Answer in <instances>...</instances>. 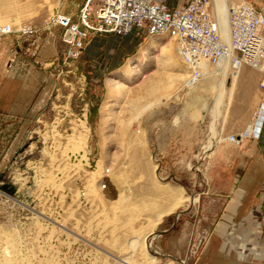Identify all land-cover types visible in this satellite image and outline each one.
<instances>
[{"label": "rangeland", "instance_id": "obj_1", "mask_svg": "<svg viewBox=\"0 0 264 264\" xmlns=\"http://www.w3.org/2000/svg\"><path fill=\"white\" fill-rule=\"evenodd\" d=\"M59 3L0 0V13L8 17L0 22L41 25V14H53ZM58 33L44 39L37 60L28 58L0 77V264H119L112 256H132L119 251V244L132 240V229L146 228L174 201L170 193L181 188L199 202H187L156 226L147 248L157 264H264L253 256L238 261L235 254H224L226 236L232 228L242 230L247 218L236 215L228 233L220 230L227 196L239 189L237 168L222 157L199 160L218 133L226 139L232 131V100L227 111L221 105L226 121L221 116L214 125L216 91L196 95L181 82L166 96L172 71L164 47L171 42L179 57L169 37L93 34L82 56L70 62ZM233 81L230 76L228 90ZM227 101L226 94L222 103ZM85 103L87 145L72 150V135L61 151L53 149L47 128L62 109L78 113ZM79 151L91 152L99 167L112 169L107 190L99 189V176L87 174L93 170L78 161L70 165L75 162L68 152ZM156 234H162L155 242L162 255L153 248ZM256 245L264 251V242Z\"/></svg>", "mask_w": 264, "mask_h": 264}, {"label": "built area", "instance_id": "obj_2", "mask_svg": "<svg viewBox=\"0 0 264 264\" xmlns=\"http://www.w3.org/2000/svg\"><path fill=\"white\" fill-rule=\"evenodd\" d=\"M81 1L83 4L77 21L56 11L42 25H0V40L14 36L25 53L37 60L43 45V33L54 35V30L61 28V40L67 48L66 60L75 62L82 56L93 34L120 39L134 32L141 37H169L175 41L179 55L190 72L188 85L198 84L204 78L205 69L231 60L239 70L249 67L257 71L261 76L259 87L264 90V13L251 0L228 1L229 40L224 38L225 13L217 7L215 0H189L182 8L175 9L167 4V0ZM70 105L67 103L69 110ZM68 109L59 111L58 117L47 128L51 134V147L57 151H61L60 146L65 147L72 135L85 133L86 130H89V136L91 134L89 104L85 103L78 113H68ZM263 125L264 103L254 113L247 128L239 134L229 135L226 141L241 146L247 139L259 140ZM68 154L69 161L74 158L75 162L70 165L76 167L78 161L88 171L93 170L99 176V189H108V180L113 174L110 167H99L91 152ZM93 171L87 174H93Z\"/></svg>", "mask_w": 264, "mask_h": 264}, {"label": "crops", "instance_id": "obj_3", "mask_svg": "<svg viewBox=\"0 0 264 264\" xmlns=\"http://www.w3.org/2000/svg\"><path fill=\"white\" fill-rule=\"evenodd\" d=\"M188 1L189 0H167V4L171 8L175 9L182 8L188 3ZM251 2L258 10L264 13V0H251ZM82 4L83 2L81 0H60L58 7L54 9L53 13L60 11L65 15L72 16L74 20L77 21L78 12ZM49 17V10L42 13L40 22H43L40 24L42 25ZM7 18V16H3V14L0 13V19L6 20ZM33 24L37 25L38 23L33 22ZM58 32L62 33V29L56 28L54 30V33ZM137 35L138 32H134L129 36L134 37ZM101 37H103V35H101ZM48 38V33H43V44L45 42L44 39L47 40ZM6 39L11 41V43L8 44V41L0 43V77L4 78L9 76V73L17 64L20 62L24 64L28 62V58H30L25 53L22 45L15 41L16 39L14 36H8ZM100 41H103V39H100ZM230 76H232L235 80L233 81L231 89L228 90V88H226L224 97L227 94L228 101L225 104L222 103L221 105H223L224 110L227 111L232 100L228 117V120L233 122L232 131L228 133L229 135H232L241 133V131L246 129L250 124L254 113L260 108L262 103H264V90L259 87L261 79L260 74L249 67H243L241 71L237 72V75ZM191 89L193 90L194 88ZM221 111L222 106H220V112ZM220 112L216 122H218L221 116L223 118L222 120L225 122L227 112H225V114ZM175 124H178L177 119ZM223 141H226V139L219 136L218 133L217 136L209 142V145L204 147L203 152L207 153L206 158H209L210 160L222 157L227 159V161H231L234 167L236 166L237 168V181L239 189L237 192L233 193V197L227 196V203L224 205V213L226 212V217L219 225L220 230L224 233H228L230 228L233 227L232 225L234 224L236 215L240 214L247 216L242 223V230L246 232V236L243 237L244 241L241 236V228H232L233 232L238 231L239 234L238 236H235L232 232L229 236H226L222 245L223 252L226 256H232V254H235L238 261H246L251 256H253L256 260H263V247L257 246L256 243L258 242L262 245L264 242V233H262V227L264 226L262 223V215L264 214V125L259 140L247 139L241 147L226 142V144L219 145L215 148L216 144ZM214 143L215 145H213ZM210 151H212L211 154H209ZM230 158H232V160H229ZM227 174L228 173L226 171L224 175ZM220 175H223V173H220ZM229 185L231 184L228 182L227 186ZM226 190H229V188ZM257 239L260 242L257 241ZM237 241L244 243V245Z\"/></svg>", "mask_w": 264, "mask_h": 264}, {"label": "bare ground", "instance_id": "obj_4", "mask_svg": "<svg viewBox=\"0 0 264 264\" xmlns=\"http://www.w3.org/2000/svg\"><path fill=\"white\" fill-rule=\"evenodd\" d=\"M214 2L217 5V7L225 13L224 38L225 40H229L230 25H229V14L228 13H229L230 7L228 6L227 0H215ZM0 25L3 26V22H0ZM164 50H165L164 53L167 55V60L164 61L166 63L165 65L168 66L172 71L168 74L169 84L168 86H166L167 88L164 94L170 98L171 94L173 93L172 90H175V89L179 90V88L181 87L180 86L181 82L186 83L185 88L196 89V91H198L196 95H199L201 92L209 93L213 90L216 91V96H215L216 97V110L214 113V125H216L215 123L217 121L218 114L220 112V106L222 104V100L226 92V85L228 82L227 80L230 75L235 76L237 75V72L241 70L237 69L238 67L232 64V61L230 60L221 66L210 67L207 70L205 69V75H204V78L199 82L200 84L198 83L199 85L196 84V85L190 86L187 84V80L190 77V72L187 69V67L184 65V63L182 64L180 62L179 59L182 60V58L179 55L178 49H177V54L179 55L180 58L173 53L171 42L168 43V46H166V48L164 47ZM233 72H235L236 74ZM220 113H222V111ZM199 114H201V112H199ZM203 117H205V115H203ZM88 133L89 131L86 130L85 133L81 132L80 134L78 133L76 135H73V137L70 140V143L72 144L71 146L73 147L72 150L77 151L78 149H81L83 148V146L87 145ZM213 145H215V143ZM206 156H207V153L202 152L201 155L199 156V160L203 161L206 158ZM93 176L96 179L97 173L94 172ZM173 196H174V201L167 208H164V210L158 212L156 218L154 220H151L146 228L138 230V231H136L135 229H132L131 230L133 234L132 240H129L126 244H119V246H122V248L119 251L125 253L126 255L132 253V256L131 257L126 256L124 257V259H118L112 256V258L115 259L117 263L119 264H157L156 255L152 253L151 249L147 248V244L149 243V238L154 234V229L162 221L164 217L175 213V211H177L178 208L184 206L187 202L191 204H196V201L198 200L197 197L192 198L190 196H187L185 194V191L182 188L174 191L172 194L170 193V198H173ZM117 243H118V240H116L115 245ZM136 253L139 254L141 259L134 260ZM5 264H9V262L8 263L5 262Z\"/></svg>", "mask_w": 264, "mask_h": 264}, {"label": "water", "instance_id": "obj_5", "mask_svg": "<svg viewBox=\"0 0 264 264\" xmlns=\"http://www.w3.org/2000/svg\"><path fill=\"white\" fill-rule=\"evenodd\" d=\"M166 233V232H165ZM163 234V233H162ZM162 234H156V236L152 239V244H153V248L156 249L157 253L159 255H162L161 252H160V249L156 246V238L162 236ZM182 264H185L183 261H180Z\"/></svg>", "mask_w": 264, "mask_h": 264}]
</instances>
